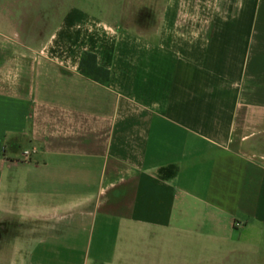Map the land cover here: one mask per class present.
<instances>
[{
    "label": "crops",
    "instance_id": "1",
    "mask_svg": "<svg viewBox=\"0 0 264 264\" xmlns=\"http://www.w3.org/2000/svg\"><path fill=\"white\" fill-rule=\"evenodd\" d=\"M127 1L0 0V264H264V0Z\"/></svg>",
    "mask_w": 264,
    "mask_h": 264
},
{
    "label": "trees",
    "instance_id": "2",
    "mask_svg": "<svg viewBox=\"0 0 264 264\" xmlns=\"http://www.w3.org/2000/svg\"><path fill=\"white\" fill-rule=\"evenodd\" d=\"M79 68L82 73L98 81L106 82L109 78V70L98 65L96 56L92 53H84Z\"/></svg>",
    "mask_w": 264,
    "mask_h": 264
},
{
    "label": "rangeland",
    "instance_id": "3",
    "mask_svg": "<svg viewBox=\"0 0 264 264\" xmlns=\"http://www.w3.org/2000/svg\"><path fill=\"white\" fill-rule=\"evenodd\" d=\"M128 1H132L133 2L134 0H128ZM130 7H131V5H125V11H127V10L130 11L131 10ZM121 26H137V25H133V24L131 25L129 22L128 23L126 22V23H123Z\"/></svg>",
    "mask_w": 264,
    "mask_h": 264
},
{
    "label": "built area",
    "instance_id": "4",
    "mask_svg": "<svg viewBox=\"0 0 264 264\" xmlns=\"http://www.w3.org/2000/svg\"><path fill=\"white\" fill-rule=\"evenodd\" d=\"M26 154H30V152L26 151Z\"/></svg>",
    "mask_w": 264,
    "mask_h": 264
}]
</instances>
